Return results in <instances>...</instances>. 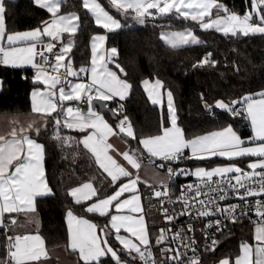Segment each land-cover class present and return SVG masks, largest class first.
I'll list each match as a JSON object with an SVG mask.
<instances>
[{"label": "snow or ice", "instance_id": "obj_1", "mask_svg": "<svg viewBox=\"0 0 264 264\" xmlns=\"http://www.w3.org/2000/svg\"><path fill=\"white\" fill-rule=\"evenodd\" d=\"M33 2L50 14L49 20L43 21L33 30L9 34L5 23L6 3L5 0H0V42L7 41V47L0 44V55L3 57L0 63L14 67L27 64L36 70L34 83L43 85V88L32 92V110L44 116L41 122L33 120L26 127H14L7 136L0 135V228L5 229V257L0 258V264H42V261L50 258L45 241L39 234H9L26 227L16 219L20 214L33 217L32 222L38 224L39 221L35 220L36 200L53 194L43 166L44 145L38 143L33 135L39 136L47 129L49 117L53 120V139L62 147L82 145L103 175V181L94 176L68 190V195L74 199L75 204L86 205V213L109 218L108 225L99 227L87 219L77 217L72 210L67 211L69 243L65 251L76 254V264H80V261L83 264H135L137 260L142 264H200L201 258L196 254L198 245L195 238L188 235L194 231L190 224L187 228L181 227L175 231L173 227L163 228L153 239L139 193V184L144 182L139 175L109 154V150L113 149L109 137L124 134L128 138H137L123 104L132 85L121 79L117 71L108 67L109 63H114L115 68L124 73V69L114 60L118 56V50L113 47L105 55L102 50L107 37L93 36L90 68L74 70L70 53L75 46L74 37L81 27L80 16L76 12L62 13V6L68 0ZM107 3L117 13L134 12L135 19L141 25L146 18L158 16L194 22L201 30H215L224 36L264 34V0H251V9L246 10L243 15L231 11L219 0H107ZM81 7L94 18L96 25L108 32L118 31L123 27L120 20L100 0H81ZM65 34L68 35L67 42L62 39ZM161 39L172 49L204 43L192 28L162 32ZM54 41L60 43L56 51L54 49H57V43ZM46 53L51 54L52 60ZM37 56L42 57V64L36 62ZM216 63L212 54L207 53L193 67H214ZM89 71L90 82H73L69 79ZM142 83L152 104H163L158 91L163 88L162 81L155 79L150 87L148 79ZM258 96L259 99L246 95L241 100L221 99L214 105L204 104L210 111L213 108L220 109L233 118L246 119L251 125V136L243 138L229 124L220 130L188 139L179 126L173 93L167 90V115L162 118V125L168 126L163 127L162 134L139 140L150 157L161 161L158 167L166 168L167 179L158 181V190L154 185L147 186L154 189L148 203H151L153 197L160 200L163 217L169 225H174L177 216L181 215H189L193 220L223 215V219H209L206 229L201 230L211 241L210 245L203 246L204 251L215 252L219 245L214 234H209L207 230L215 227L217 232L223 234V229L227 227L225 220L236 223L246 217L248 211L255 210L258 217L254 222L257 242L255 247L243 243L241 256L235 260L222 259L218 264H264V199H259L264 197V91L258 93ZM94 101L101 102L104 107H108L107 102L116 103L115 108L108 109L117 118L115 125L110 124L104 115L95 110ZM65 102L86 104L87 109L79 106L65 108ZM16 123L18 121L14 119L13 124ZM65 128L84 135L80 140L62 135ZM185 150H190V155ZM121 155L131 169H140L142 154L139 150L125 151ZM212 157L228 161L255 159L246 165L248 170L234 163L211 170L203 167L194 170L175 169L171 166L187 159L207 160ZM176 176H195L197 179L183 186L180 195L172 199L174 193L169 182ZM104 181L114 189L111 194L103 187ZM230 196L238 197L244 203L222 207L220 202L228 200ZM250 197L258 199L250 204ZM165 204H182L183 210L177 212L173 208L170 213L169 208L163 207ZM121 229L127 235L121 234ZM177 240L183 250L164 246ZM154 246H159L162 257L159 262L153 252ZM188 251L193 253L192 257H188Z\"/></svg>", "mask_w": 264, "mask_h": 264}, {"label": "trees", "instance_id": "obj_2", "mask_svg": "<svg viewBox=\"0 0 264 264\" xmlns=\"http://www.w3.org/2000/svg\"><path fill=\"white\" fill-rule=\"evenodd\" d=\"M231 11L243 13L251 8V0H219ZM113 14L124 18L110 7L107 0H100ZM7 31H15L38 26L46 14L37 10L31 0H5ZM75 11L81 18V27L77 31L75 46L70 53L73 67L77 70L87 65L89 60V37L96 31H103L92 17L81 7V0H68L62 6V12ZM123 16V17H122ZM190 26L201 37L203 44L172 49L165 45L160 37L162 28H178ZM106 42L118 50L116 62L124 69L122 77L132 85L129 96L123 101L125 114L133 124L137 138L131 139L133 145L143 136L154 135L161 131L162 118L166 116L158 105L152 104L147 97L142 81L144 78H158L163 83V90L172 91L178 110L179 126L184 130L186 138L231 124L241 136L251 133L249 123L244 118H233L220 109H215L216 116L211 118L206 113L205 102L214 105L218 100H241L246 94L264 89V34L241 35L239 37L224 36L215 30H201L190 21L169 17H149L143 25L139 22L125 25L114 32L106 31ZM211 53L217 63L213 66L193 67L205 54ZM2 88L0 90V112L26 111L30 108L29 90L35 85L30 69L10 68L0 64ZM203 96V99H202ZM111 108L117 105L107 102ZM115 125L117 118L109 113H102ZM53 120L48 119L47 129L36 139L45 148L44 170L52 195L36 200L35 220L24 215L19 223L26 225L21 232L36 231L42 235L46 246L65 244L67 227L65 211L72 210L94 221L99 227L108 225V217L89 214L84 211L86 205H77L68 195V190L96 176L103 181L102 170L86 154L82 145L61 146L53 139ZM62 135L80 140L84 135L75 130L63 129ZM135 141V143H134ZM223 159L211 158L192 161L191 165L211 166ZM244 160V159H243ZM243 160H236L243 162ZM103 187L108 193L110 188L106 181ZM139 189L149 195L153 188L139 184ZM152 206L147 212V225L154 238L157 230V203L151 198ZM252 225L250 221L240 220L229 225L220 237V244L215 252L206 254L203 264H218L223 257L233 258L237 253L240 241H252ZM2 243L0 258L5 257L4 236L0 229ZM115 243V241H113ZM138 261V260H137ZM137 261L135 264H137ZM83 264V261H80Z\"/></svg>", "mask_w": 264, "mask_h": 264}, {"label": "crops", "instance_id": "obj_3", "mask_svg": "<svg viewBox=\"0 0 264 264\" xmlns=\"http://www.w3.org/2000/svg\"><path fill=\"white\" fill-rule=\"evenodd\" d=\"M31 2H32L33 6L37 10H39L41 12H44L46 14L45 18L38 25V26H40L43 21L49 20L50 14L45 9H42V8L36 6L34 4L33 0H31ZM250 9H248V10H250ZM152 11H154V10H152ZM69 12H75V11H68V12H62V13H65L66 14V13H69ZM234 12H236V11H234ZM237 13L240 14V15H243V13H240V12H237ZM111 14L116 19L120 20V22H121V24L123 26H125V25H133V24H137L138 23V21L135 19V13L134 12L129 11L127 14L121 12V14H123L124 18H121V17H119V16H117V15H115L113 13H111ZM223 14L224 13H221V15H223ZM214 16H215V10H213V18H214ZM92 19H93V22L95 23V20H94L93 17H92ZM38 26L31 27V28H26V29H21V30H15V31H7V32L9 34H11V33H15V32L28 31V30H33V29L37 28ZM185 28H191V27L190 26H182V27H178V28H162L159 31V37L161 39V33L162 32H166V31H181V30H184ZM106 31H107L106 29H103V31H96V32L92 33L91 36L89 37V60H88L87 65L84 66V67L90 68V66H91V59H92V37L93 36H96V35H105L106 36ZM195 35L199 39H201V37L198 36L196 33H195ZM62 39L65 42H67L68 35L65 34L62 37ZM46 40H47V38H46ZM161 41L165 44V42L162 39H161ZM0 44H2L4 47H7V41L6 40L0 42ZM113 47L116 48L113 45L107 44V42L105 41V43H104V49L102 51L104 52L105 55H107L108 50H110ZM114 60H115V63H117L116 62V57L114 58ZM1 65H4V64L1 63ZM4 66L10 67V68L30 69L31 70V74H32V79L34 81V73H35L36 70L34 68H32L31 65L25 64V65H22L20 67H14L11 64H9V65H4ZM108 67L111 68L114 71H117L118 75L121 76V79H124L122 77V73H120L119 70L115 68V64L114 63H109L108 64ZM74 70H77V69L74 67ZM52 74L55 75V73H52ZM90 79H91V72L89 71L88 73H81L79 77H73V82H85V83H87V82H90ZM1 88H2V79L0 77V90H1ZM42 88H43V85H39V84H36L35 83V85L33 87H31V89L29 90L30 108L28 110H26V111L0 112V135L7 136L8 133H10L14 127L17 128V129L21 125H24L26 127L33 120H36L38 122H41L44 119L43 114H38V113H34L33 112V110H32V98H31V94H32V92L34 90H36V89H42ZM256 99H259V98H256ZM57 102H58V98H57ZM14 119H16L18 121V123L13 124V120ZM105 119L110 124H112L108 120L107 117H105ZM226 126H228V125H225L223 127H226ZM223 127L215 128V129H212L210 131H207V132L198 134L196 136H200V135H204V134L210 133L212 131L220 130ZM250 130H251V128H250ZM252 134L253 133L251 131V133L249 135L242 136V137L243 138H247V137L251 136ZM33 135H34V138L36 139L35 134H33ZM196 136H193L191 138H194ZM191 138H188V139H191ZM37 142L40 143V144H42L39 140H37ZM109 142L113 145V149H110L109 150V154H112L114 156V158H116L118 160L119 163H121L123 166L129 168L130 171H132L133 173L139 175V177L141 178V180L144 182V183H140V184H142L144 186H147V185H156V184H158V181L160 179H167L166 170L159 168L158 165L153 166V165H150V164H147V163H141V167H140L139 170L131 169L130 165L127 164V162L123 159V156L121 154L123 152H125V151L133 150L135 147H137V148H139V147L136 146V145H133V143H131V140H129L128 137H125V136H123L121 134L120 135H116V136H112V137H109ZM139 149L142 150L141 148H139ZM185 151H186L187 154L190 155V150H185ZM143 152H145V151H143ZM145 153H147V152H145ZM212 158H220V159H223V160L220 161V162H216V163H214L211 166H205V165H202V164L194 165L192 167V170L196 169L197 167H203L205 169L211 170L214 167L227 165L229 163L238 164L240 167H245L246 168V165L249 162H251L252 160L255 159V158H245L243 160V162H240V161H236V160L228 161L227 159L221 158V157H212ZM190 161L191 162L192 161H196V159H190ZM84 182H86V181H84ZM84 182H82V183H84ZM82 183H80V184H82ZM139 193H140V195L142 197L141 203H142V207H143L144 214H145V220H146V223H147V212L150 210V207L152 206V203H150V204L148 203V200L150 198L149 195H145L144 196L145 193H143L140 189H139ZM109 194H111V192ZM68 210H70V209H67L65 211V215H64L66 227H67V217H66V213H67ZM73 213L77 217L84 218V219H87V220L91 221L92 223H95L94 221H92L91 219H89L86 216L78 215L75 212H73ZM113 214H115V213L113 212ZM123 214H129V213H123ZM13 215H15V214H13ZM21 216H22V214L16 216V219H17L18 222H19V218ZM108 223H109V220H108ZM121 230H123V229H121ZM14 234H33V235L34 234H39L42 237V235L39 232H36V231H28V232L22 233L21 230H20V228H18ZM125 235H127V233ZM1 243H2V239L0 237V245H1ZM68 243H69V232H68V227H67V242L65 244H58V245H53V246H46L45 245L47 251L50 254V258L47 259V260L42 261V264H76V259H77L76 254L72 253L71 251H65V248L68 245ZM137 264H142V263L140 261H137Z\"/></svg>", "mask_w": 264, "mask_h": 264}, {"label": "built area", "instance_id": "obj_4", "mask_svg": "<svg viewBox=\"0 0 264 264\" xmlns=\"http://www.w3.org/2000/svg\"><path fill=\"white\" fill-rule=\"evenodd\" d=\"M244 13L245 12H243V14ZM45 42H47V40ZM54 43H57V49H54V51H56L60 47V43L59 42H55V41H54ZM46 55H48L49 59L52 60L51 54H47L46 53ZM2 59H3V57H2V55H0V61H2ZM36 62L42 64L43 63L42 57L37 56L36 57ZM69 79L73 80V77H70ZM67 106H73V107L79 106V107L83 108L84 110L87 109V105L86 104H80L79 102H71L70 104H69V102H65V108ZM95 110H97V109L95 108ZM206 113L211 118H214L216 116L215 108H213L211 111L207 109ZM133 150H139V152L142 154L141 163H147V164H150V165H153V166L159 165L160 162L155 157H150L148 153L143 152L142 150H140L137 147H135ZM171 166L173 168H175V169L187 168L189 170H192V167H193L191 165L190 159H187V160L182 161L180 163L172 164ZM242 168H245V167H242ZM165 170H166V168H165ZM245 170H248V169L245 168ZM196 179L197 178L195 176H176V177H174L169 182L170 183V189L174 193V195L172 196V199H175L176 196L180 195L183 186H185L186 184L195 182ZM214 179H218V178H214ZM154 186H156V190L159 189V185L158 184H156ZM256 199H258V198L257 197H250L249 198V203L250 204H254ZM259 199H264V197H259ZM154 200H156V203H157V213H158V222H157L158 227H157L156 233L154 235V238L156 237V235H158L159 231L161 229H163V228L173 227V230L175 231L176 229H179L181 227L187 228V226L190 224L192 226V228L194 229V231L191 232V233H188V235H190V236L195 238L196 244L198 245L196 254L198 256H200V258H201L200 264H203L204 260H205V257H206V254L209 253V252H206V251L203 250V246L205 244H209L210 245L211 241L208 240L207 237L202 234L201 230H205L206 229V225L209 222V219H215V218L223 219V215H219V216L214 217V218H201L199 220H193L189 215H181V216H177L174 225H169L165 221V219L163 217L162 208H161V205H160V200L157 199V198H154ZM220 203H221V206L223 207V206H227L228 204H243L244 202L240 201L238 197L230 196V198L228 200L220 202ZM163 207L169 208L170 213H171L173 208H175V210L177 212H180V211L183 210L182 204H176V205L165 204ZM240 220H247L248 222L250 221L251 223L255 224L254 222H256L258 220V217L256 216L255 210L253 209L252 211H248L247 216L241 218ZM224 223L227 225V227L223 229V232L226 229H228L229 225H231L232 222L225 220ZM1 230L4 233L5 229L1 228ZM207 231L209 232V234H214V239L219 241V244H220V237L222 235L221 232H217L215 230V227H213L212 229L207 230ZM9 234H14V233H9ZM164 246L174 247V248H178V250H183L182 245H180V241L179 240H177L175 243H168V244H166ZM153 252H154V255H155V258H156L157 262H159L162 259L160 251H159V246H154L153 247ZM169 255H171V254H169ZM187 255H188V257H192L193 253L191 251H188Z\"/></svg>", "mask_w": 264, "mask_h": 264}, {"label": "rangeland", "instance_id": "obj_5", "mask_svg": "<svg viewBox=\"0 0 264 264\" xmlns=\"http://www.w3.org/2000/svg\"><path fill=\"white\" fill-rule=\"evenodd\" d=\"M145 79H148L149 81H150V85H149V87L151 86V84L152 83H154V81H155V79H158V78H144L143 79V81L145 80ZM160 80V79H159ZM142 81V82H143ZM161 81V80H160ZM142 86H143V89H144V91H145V93H146V95H147V97L149 98V95H148V92L145 90V87H144V85H143V83H142ZM160 93H161V99H162V101H163V104H157L158 105V107H159V109L162 111V109H163V107L165 108V112H166V115H167V98H166V91H167V89H165V90H163V89H159L158 90ZM261 91H264V89H262V90H260V91H257V92H254L253 94H246V95H253L255 98H260L259 96H258V93H260ZM245 95V96H246ZM150 99V98H149ZM151 100V99H150ZM122 118V117H121ZM116 123H117V121H116ZM164 126H168L167 124H163L162 125V128H161V131L159 132V133H157V134H154V135H158V134H162V129H163V127ZM249 126H250V128H251V125L249 124ZM154 135H148V136H143V137H140L139 139H138V141L136 142V146H138L139 148H141L143 151H145V152H147L145 149H143V146L141 145V144H139V140L140 139H143V138H147V137H150V136H154ZM129 140H131L132 138H128ZM134 140V139H133ZM134 143H135V141H134ZM156 159H158V158H156ZM159 160V159H158ZM160 163H161V161H159ZM156 209H157V206H156ZM121 234H126L125 232H124V230H121ZM243 243H248L249 245H251V246H253V248L255 247V244L257 243L256 241H255V224H253L252 225V241H249V240H243V241H240V243H239V246H238V251H237V253L236 254H234L233 255V258H232V260H235V258H237V257H239V256H241L242 255V244ZM225 258H228V257H223L222 259H225ZM221 259V260H222Z\"/></svg>", "mask_w": 264, "mask_h": 264}, {"label": "water", "instance_id": "obj_6", "mask_svg": "<svg viewBox=\"0 0 264 264\" xmlns=\"http://www.w3.org/2000/svg\"><path fill=\"white\" fill-rule=\"evenodd\" d=\"M239 36H241V35H238L237 37H239ZM94 107L97 110H99L101 113H109L110 115H112V113L108 110L109 108H111L109 105H108V107H104L101 102L94 101ZM121 135L125 136L124 134H121Z\"/></svg>", "mask_w": 264, "mask_h": 264}]
</instances>
